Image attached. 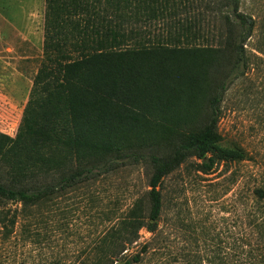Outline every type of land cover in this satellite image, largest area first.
<instances>
[{
  "label": "trees",
  "instance_id": "obj_1",
  "mask_svg": "<svg viewBox=\"0 0 264 264\" xmlns=\"http://www.w3.org/2000/svg\"><path fill=\"white\" fill-rule=\"evenodd\" d=\"M240 4L44 0L42 60L15 135L0 131V264H38L41 207L140 164L146 189L81 264H140L150 255L156 264H264L263 185L225 237L205 229L204 247L196 237L172 249L158 242L167 176L191 159L202 173L247 159L218 131L225 92L252 65L246 43L257 19ZM141 229L149 240L139 242Z\"/></svg>",
  "mask_w": 264,
  "mask_h": 264
},
{
  "label": "rangeland",
  "instance_id": "obj_2",
  "mask_svg": "<svg viewBox=\"0 0 264 264\" xmlns=\"http://www.w3.org/2000/svg\"><path fill=\"white\" fill-rule=\"evenodd\" d=\"M240 8L257 19L246 43L252 65L225 92L218 131L224 146H240L248 156L221 163L210 173L197 171L191 159L164 179L165 199L171 201L165 203L159 221L161 247L178 248L195 237L204 247L200 236L205 229L225 237L234 220L242 217L252 188L264 186V54L256 50L264 49L263 29L258 26L264 22V0H241ZM43 22L44 0H0V131L10 136L17 131L43 57ZM147 172L143 164L124 166L41 207L36 219L40 240L33 252L37 263L81 264L106 226L146 189ZM150 238L140 230L139 242ZM155 257L140 264H156Z\"/></svg>",
  "mask_w": 264,
  "mask_h": 264
}]
</instances>
